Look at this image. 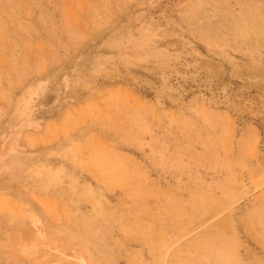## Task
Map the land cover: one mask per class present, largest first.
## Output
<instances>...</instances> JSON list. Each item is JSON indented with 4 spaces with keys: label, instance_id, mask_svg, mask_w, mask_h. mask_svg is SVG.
Masks as SVG:
<instances>
[{
    "label": "rangeland",
    "instance_id": "1",
    "mask_svg": "<svg viewBox=\"0 0 264 264\" xmlns=\"http://www.w3.org/2000/svg\"><path fill=\"white\" fill-rule=\"evenodd\" d=\"M0 264H264V0H0Z\"/></svg>",
    "mask_w": 264,
    "mask_h": 264
}]
</instances>
